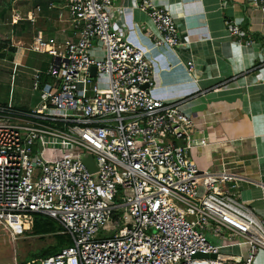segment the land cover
Here are the masks:
<instances>
[{
    "label": "built area",
    "instance_id": "built-area-1",
    "mask_svg": "<svg viewBox=\"0 0 264 264\" xmlns=\"http://www.w3.org/2000/svg\"><path fill=\"white\" fill-rule=\"evenodd\" d=\"M8 1L11 27L36 25L43 4L68 25L61 40L46 41L35 29L31 42L14 36L6 48L53 60L34 74L40 101L33 108L0 102V225L14 235L23 215L40 214L72 242L24 264H253L264 250V219L235 191L238 182H258L202 170L189 155L194 119L183 107L191 98L155 97L146 53L113 27L112 16L123 11L117 0H29L36 6L25 15L15 4L26 0ZM156 1L134 0L148 18L143 28L155 47L177 49V17ZM232 1L218 0L221 8ZM249 5L264 13V0ZM227 24L231 36H242L233 20ZM20 66L13 62L12 80ZM187 68L196 73L193 61ZM80 154L92 156L96 172ZM244 246L246 254L224 253Z\"/></svg>",
    "mask_w": 264,
    "mask_h": 264
},
{
    "label": "crops",
    "instance_id": "crops-1",
    "mask_svg": "<svg viewBox=\"0 0 264 264\" xmlns=\"http://www.w3.org/2000/svg\"><path fill=\"white\" fill-rule=\"evenodd\" d=\"M3 1L10 11L9 1ZM239 1L221 8L218 0H166L161 6L177 17L183 45L174 50L149 45L145 53L153 65L157 99L191 98L183 107L194 119L189 155L202 170L225 171L258 182H238L235 192L256 217L264 219V13L249 11ZM117 3L128 23H139L146 31L143 24H149L148 18L135 8L134 0ZM44 14L47 26L58 24L51 31L46 27L49 37L61 40L60 30L67 26L59 24L54 13L45 10ZM227 20L239 23L241 37L231 36ZM115 28L126 33L119 24ZM190 61L195 74L188 71ZM216 87H221L218 92L201 95ZM13 94L10 89L5 103L15 105ZM0 101H6L1 89ZM203 138L206 145L200 144ZM233 251L246 254L248 248ZM253 264H264V250L257 253Z\"/></svg>",
    "mask_w": 264,
    "mask_h": 264
},
{
    "label": "rangeland",
    "instance_id": "rangeland-1",
    "mask_svg": "<svg viewBox=\"0 0 264 264\" xmlns=\"http://www.w3.org/2000/svg\"><path fill=\"white\" fill-rule=\"evenodd\" d=\"M165 1L166 0H157L156 4L161 5ZM239 3L246 4V6L249 7L248 10H252L250 9L249 0H241ZM35 6L36 3L29 0L20 1L15 4V8L22 15H25L29 10H33ZM7 7L5 1H0V44L10 42L11 38L14 36L16 38H24V41L31 42L32 37H29L31 35V30L27 28L26 32L23 34L24 37H19L20 34H16V31L14 32L12 27L8 25L10 11ZM43 7L46 10L44 4ZM237 9L242 12L240 8ZM4 10H6L5 20L1 19V13ZM226 10L224 11L225 13L228 12H226ZM43 15L44 14H42V16ZM42 16L39 19L40 22L34 25V28L43 31L48 27V20L47 17L42 19ZM53 16L57 17V13H54ZM112 19L113 27H116L119 24L126 29L124 37L134 47L145 52V49H147L149 45L153 47L155 46L149 37L148 32L143 31L139 23H128L127 17L124 16L122 12H115ZM57 25L58 24H53L51 22L49 27L53 29ZM65 26L68 27V25ZM49 34L50 33L46 31V41H48ZM15 52V54L11 55L10 53L7 54L4 59H0V89L2 91L3 100H6L0 102L3 104L7 102V98L9 97L8 94L11 89L14 91L13 102L15 106L26 109L33 108L40 101L38 92L33 91L34 74L37 70L47 71L53 58L48 54L27 52L23 49H16ZM146 58L148 59L147 54ZM13 62H18L21 65L20 68L13 73L16 75L15 80H12ZM21 218L22 225L16 226V232H14V235L11 231L0 225V264H20L32 261L35 259L34 255L41 253L44 249L50 246L57 245L59 243L57 236H63L62 231L39 234L34 228L35 219L29 215H23ZM231 251L233 250H230L229 253Z\"/></svg>",
    "mask_w": 264,
    "mask_h": 264
},
{
    "label": "trees",
    "instance_id": "trees-1",
    "mask_svg": "<svg viewBox=\"0 0 264 264\" xmlns=\"http://www.w3.org/2000/svg\"><path fill=\"white\" fill-rule=\"evenodd\" d=\"M44 12H45V10H44ZM48 13H50V12L48 11ZM1 14H2L1 19L5 20L6 10H4ZM9 20H10V18H9ZM39 22L40 21H38V23ZM49 25L50 24H48V30H52L49 27ZM27 28L29 30H31V35L29 37H32L34 30L37 29V28H34V25H32V23L24 22V23H20L18 25H14L12 27L13 31L14 32L16 31V34H20L19 37H24L23 34L26 32ZM17 31H19L21 33L17 32ZM45 33H46V30H45ZM8 44H10V42L0 44V59H4L5 56L8 54L6 51ZM15 50L16 49H12L11 52H9V54L10 53H11V55L15 54L16 53ZM29 216L32 217L33 219H35L34 228L36 229V232L39 234H47L49 232L62 231V229H63L62 226L58 222H56L55 220H53L47 216L40 215V214H29ZM57 239L59 240V243L57 245L50 246V247L44 249L41 253L34 255V257H35L34 260L44 259L47 257L54 256V255L58 254L59 252H61L65 247L71 246V244H72V242L68 236H65V235L57 236ZM24 263L25 262L20 263V264H24Z\"/></svg>",
    "mask_w": 264,
    "mask_h": 264
},
{
    "label": "water",
    "instance_id": "water-1",
    "mask_svg": "<svg viewBox=\"0 0 264 264\" xmlns=\"http://www.w3.org/2000/svg\"><path fill=\"white\" fill-rule=\"evenodd\" d=\"M92 75L93 76L96 75V69L95 68L92 69ZM205 138H208V137H205ZM79 157L88 166V168H89L91 173L96 172L97 168H96V164H95V161L92 158V156L86 155V154H80ZM230 250H233V249H226V250H224V253H229ZM196 257L197 258H208V257H210L212 259L216 258L215 255L207 256V255H204V254H198ZM226 264H230V263H226Z\"/></svg>",
    "mask_w": 264,
    "mask_h": 264
}]
</instances>
